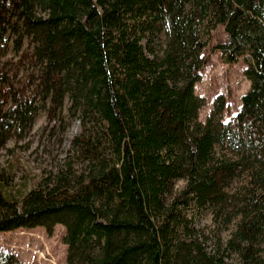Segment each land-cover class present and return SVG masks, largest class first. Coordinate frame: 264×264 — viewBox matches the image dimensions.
<instances>
[{
	"label": "trees",
	"instance_id": "16d2710c",
	"mask_svg": "<svg viewBox=\"0 0 264 264\" xmlns=\"http://www.w3.org/2000/svg\"><path fill=\"white\" fill-rule=\"evenodd\" d=\"M218 25L214 48L251 85L227 120L219 95L201 121ZM10 42L22 56L0 66V148L41 111L80 131L26 193L0 171V234L62 225L65 264H264V0H0V59ZM190 211L234 229L209 247Z\"/></svg>",
	"mask_w": 264,
	"mask_h": 264
},
{
	"label": "rangeland",
	"instance_id": "374dc122",
	"mask_svg": "<svg viewBox=\"0 0 264 264\" xmlns=\"http://www.w3.org/2000/svg\"><path fill=\"white\" fill-rule=\"evenodd\" d=\"M205 39V54L209 60L202 69L201 80L196 84V93L205 99L200 120L205 121L211 114L219 95H223L227 103L222 115L223 120H227L240 108L242 96L250 88L251 82L245 75L247 65L242 58L237 63H227L221 51L214 48L216 44L227 39L223 26H216ZM21 56L22 51H17L10 42L3 48L0 66L11 74ZM27 70H32L31 65L27 60H23L17 77L23 76ZM79 131L78 120L67 119L64 124L50 122L47 112L41 111L34 126L24 137L17 140L11 138L0 148V171L4 173L9 186L23 194L36 186L44 175L63 163L68 155L71 140ZM185 185V180H178L175 194ZM189 215L194 218V224L205 232L209 247L217 242L219 236L226 241L234 229L231 225L228 230L218 231L210 212L190 211ZM64 234L65 227L62 225H57L52 235L48 234L44 227L20 228L2 233L0 252H13L21 264H65L67 245L63 241Z\"/></svg>",
	"mask_w": 264,
	"mask_h": 264
}]
</instances>
